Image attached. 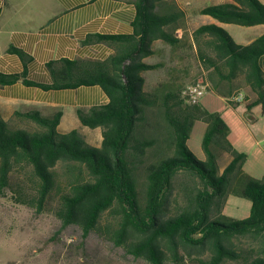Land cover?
<instances>
[{
  "label": "trees",
  "instance_id": "trees-1",
  "mask_svg": "<svg viewBox=\"0 0 264 264\" xmlns=\"http://www.w3.org/2000/svg\"><path fill=\"white\" fill-rule=\"evenodd\" d=\"M128 1L136 11L131 34L91 33L85 39L109 43L114 47L109 57L51 60L47 68L52 83L40 84L53 89L99 85L108 103L78 108L77 115L82 125L102 128L101 144H89L78 129L60 132L61 110L49 115L36 109L15 112L34 122L36 129L14 127L0 114V196L10 191L17 202L38 211L49 204L63 226L78 225L84 237L98 229L105 212H111L116 222L106 225L107 236L152 264L170 259L180 264L185 256L205 250L210 256L201 264L226 260L264 264V176L244 170L247 154L229 140L230 127L221 112L191 102L183 93L186 66L165 67L163 61L145 60L154 54L157 40L171 46L172 56L181 58L174 53L181 48L192 50L204 74L192 85L208 84L229 103L234 90L248 88L254 99L246 108L260 105L264 111V34L238 43L215 22L188 33L187 11L176 0ZM198 12L223 23L264 24L260 0H227ZM177 29L183 32L180 37ZM10 49L25 57L21 49ZM161 67L166 68L165 77L145 89L143 72ZM21 76L0 72V84H11ZM196 121L206 124L205 159L196 158L187 145ZM225 153L231 158L220 171L219 159ZM60 163L67 174L62 183L56 177ZM140 166L147 180L143 199L135 174ZM178 172L198 177L201 187L187 197L185 208L169 215L166 205ZM228 193L251 202L246 217L220 214ZM247 234L259 241L251 258L232 244L233 237Z\"/></svg>",
  "mask_w": 264,
  "mask_h": 264
},
{
  "label": "crops",
  "instance_id": "crops-1",
  "mask_svg": "<svg viewBox=\"0 0 264 264\" xmlns=\"http://www.w3.org/2000/svg\"><path fill=\"white\" fill-rule=\"evenodd\" d=\"M260 1L264 3V0ZM176 2L184 8L178 0ZM0 7V72L23 75L11 84H0V114L9 121L20 118L15 115L17 111L36 109L49 115L61 110L58 124L60 132L78 129L84 134L92 129L99 136V144L94 146H99L102 128L82 125L77 109L107 104L109 99L103 89L99 85L53 89L41 87L40 84L52 83L47 68L51 60H104L109 57L114 52L113 46L102 41L86 43L85 39L91 33L131 34L136 13L134 4L128 0H0ZM216 23L224 25L220 21ZM248 27L259 30L249 42L264 34V24ZM158 42L160 40L153 44L154 54L145 60L163 61L166 67L167 50H161ZM11 47L21 49L25 57L11 50ZM165 67L144 71L145 83L146 72L153 73L154 84L161 80V71ZM27 80L37 85H30L25 82ZM199 101L209 110L214 109L206 104H219L220 109L216 111L221 112L230 127L229 140L238 151H243L239 146L254 137L255 113L258 111L261 115V106L252 107L250 110L253 114H250L245 103L231 105L226 102V98L213 91L204 93ZM240 106L243 107L241 112L238 110ZM201 159H205V156Z\"/></svg>",
  "mask_w": 264,
  "mask_h": 264
},
{
  "label": "rangeland",
  "instance_id": "rangeland-1",
  "mask_svg": "<svg viewBox=\"0 0 264 264\" xmlns=\"http://www.w3.org/2000/svg\"><path fill=\"white\" fill-rule=\"evenodd\" d=\"M179 3L187 11L186 26L190 33L194 28L203 23L217 22L216 19L209 15L200 14L198 9L207 5L217 4L225 0H178ZM238 43H248L259 32L258 28L248 29L250 27L232 23H224L222 25ZM182 30L177 29V36L182 35ZM161 50H167L168 65H183L189 69L186 78L187 86L192 85L194 81L202 80V69L196 60L194 51L188 49H178L174 53L181 55L172 56L171 46L158 42ZM156 58H153V60ZM167 65V66H168ZM161 79L165 77L166 68L161 71ZM145 89H150L156 83L152 72H146ZM199 84H202L199 81ZM205 93L209 90L205 84ZM242 91L244 99L240 102L231 101L229 103L251 102L254 99L248 88L241 87L237 89ZM237 90H234L236 92ZM215 93V92H214ZM216 94V93H215ZM218 95V94H217ZM218 98V97H216ZM229 100V99H228ZM209 108L220 109L217 102L206 104ZM260 106V105H259ZM239 112L243 110L240 106ZM247 112L253 114L251 110ZM256 122L253 126V138H248L244 144L240 145L247 157L243 164L246 172L254 177L264 176V111L261 115L256 111ZM14 127H25L28 129H36L34 122L17 118L9 120ZM205 131L203 121H196L190 133L187 142L188 147L196 158L201 159L205 156L202 148V139ZM85 140L91 145L99 144V136L94 130L89 129L83 134ZM258 141V142H257ZM230 155L225 153L219 159L220 171L230 160ZM57 180L62 183L67 176L64 171L63 164L60 163L56 167ZM136 181L138 185L140 198L143 199L146 189V175L144 167L140 166L136 169ZM19 179L26 180L22 175ZM26 187L29 183L26 180ZM201 187L198 177L186 173L178 172L173 177L172 191L166 205L167 213L172 215L179 212L188 203V196L196 192ZM251 202L242 197H237L228 193L223 201L220 214L230 218H244L249 214ZM116 222L111 212H105L100 220L98 229L92 231L88 236L82 235L81 228L76 224L63 226L61 221L54 215L50 209V205H46L43 210L38 211L34 207L16 201L15 196L7 191L5 195L0 196V264H152L142 257H135L129 253L123 246H118L112 241L105 232L106 225H114ZM232 244L243 256L252 257L258 249L259 241L255 240L250 234L239 235L232 238ZM183 253V251L181 252ZM210 253L206 250L200 254L195 253L192 256H185L180 264H201L200 260L207 259ZM166 264H177L173 260H167ZM223 264H238L235 260H226Z\"/></svg>",
  "mask_w": 264,
  "mask_h": 264
},
{
  "label": "built area",
  "instance_id": "built-area-1",
  "mask_svg": "<svg viewBox=\"0 0 264 264\" xmlns=\"http://www.w3.org/2000/svg\"><path fill=\"white\" fill-rule=\"evenodd\" d=\"M206 85L204 84H197V85H189L184 90V94L187 95L188 99L191 102H197L205 93ZM231 101L240 102L244 99V94L242 91H236L231 94L228 98Z\"/></svg>",
  "mask_w": 264,
  "mask_h": 264
}]
</instances>
